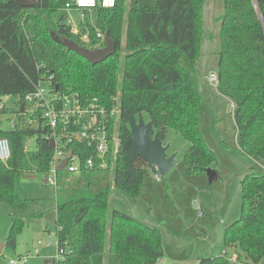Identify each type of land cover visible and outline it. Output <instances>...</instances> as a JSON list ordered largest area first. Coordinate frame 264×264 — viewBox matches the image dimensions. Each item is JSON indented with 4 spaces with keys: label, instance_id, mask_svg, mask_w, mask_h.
<instances>
[{
    "label": "trees",
    "instance_id": "trees-1",
    "mask_svg": "<svg viewBox=\"0 0 264 264\" xmlns=\"http://www.w3.org/2000/svg\"><path fill=\"white\" fill-rule=\"evenodd\" d=\"M66 1L35 0L33 7L22 8L17 0H0V97H14L18 105L14 127L0 129V138L9 141L11 150L10 158L0 161V204L11 222L5 247L14 248L25 224L50 212L44 199L19 188L24 175L48 177L50 172L54 149L43 138L49 129L39 112L29 115L32 124L24 122L30 108L24 98L50 78L60 94L119 107V119L112 125L120 144L113 167L82 169L63 179L55 173L53 235L57 248L66 250L56 264H157L163 254L160 232L112 209L110 190L136 199L150 174L132 152L128 119L136 121L139 114L153 123L162 143L172 130L189 144L182 161L195 175L215 162L199 120L204 100L196 63L203 40L204 0H116L112 8L84 11L79 35L71 33L64 16H58ZM223 12L216 91L233 105L239 151L264 166V0H223ZM50 32L88 49L104 47L96 34L107 32L116 51L92 66L53 42ZM84 33L89 35L88 44L79 39ZM27 139L35 143L25 151ZM69 147L81 162L93 157L83 142ZM240 193L239 217L224 228L222 245L226 253L231 250L234 262L259 264L264 259V171L246 174ZM231 262L221 254L200 258L197 264Z\"/></svg>",
    "mask_w": 264,
    "mask_h": 264
},
{
    "label": "rangeland",
    "instance_id": "rangeland-1",
    "mask_svg": "<svg viewBox=\"0 0 264 264\" xmlns=\"http://www.w3.org/2000/svg\"><path fill=\"white\" fill-rule=\"evenodd\" d=\"M223 13V0H204L203 40L196 63L204 100L199 112L200 128L208 148L215 155V162L206 169L215 171L219 178L209 183L207 177H198V174L187 169L180 158L189 144L174 131L167 130L166 139L175 151L172 154L178 157L172 169L162 178L152 173L146 176L136 199L114 188L110 190L112 209L154 226L160 232L163 254L157 264H197L199 257L219 255L223 250L225 226L239 217L240 181L249 172L250 163L235 143L236 128L231 102L207 82L208 76L217 71ZM59 15L64 16L65 23L79 27V31L81 13L78 10L61 11ZM92 16L91 13L89 19L94 23L95 17ZM42 86L47 88L49 82L43 81ZM3 109L6 110L0 112V129L6 130L16 121L17 99L11 96L0 97V111ZM26 115L24 122L27 123L30 114ZM143 119L147 122V116H143ZM26 142L27 150L34 147V139H27ZM58 172L61 179L72 175L65 170ZM112 174L113 171L110 172L111 179ZM45 178L40 173L24 175L19 181V188L32 198L44 199L47 208H54L56 188L49 180L45 183ZM194 203L197 207H194ZM198 210H201L203 216H196ZM10 224V218L0 204V249L8 236ZM203 232L205 235H202ZM53 234V226L44 219L25 224L16 235L15 247L2 248L0 264H9V261H17L21 257L27 258L26 264H56L61 256L58 255ZM48 238L50 245L45 246ZM38 241L43 244L37 245ZM35 248L38 254L34 253ZM227 253L231 254V250L227 249ZM259 264H264V259Z\"/></svg>",
    "mask_w": 264,
    "mask_h": 264
},
{
    "label": "built area",
    "instance_id": "built-area-1",
    "mask_svg": "<svg viewBox=\"0 0 264 264\" xmlns=\"http://www.w3.org/2000/svg\"><path fill=\"white\" fill-rule=\"evenodd\" d=\"M116 0H67L64 5V11L78 10L80 21L84 18V11H91L97 6L102 8H112ZM71 33L79 35L78 27L71 26ZM80 41L88 44L90 41L88 33L80 36ZM97 40H104V35L100 32L96 34ZM45 81L49 82L46 88L42 86L41 81L35 91L27 95L24 100L31 107L26 110V114L40 113V119L49 129L43 138L50 142L53 141L54 154L50 162V174L47 179L54 184L56 167L66 158L67 152L71 150V156L67 159L64 170L72 175H79L82 169L87 171L96 168L108 169L113 167L118 148L119 138L112 125L119 119V107L115 105L112 108H106L99 105L96 100L83 101L78 94H60L52 86L50 78ZM207 82L213 85L215 90L218 85L216 74L211 73ZM116 101V100H115ZM233 108V105H232ZM28 119L27 124H32ZM15 125L12 122L10 128ZM83 142L88 149L93 152V157L87 158L84 162L80 161L78 153H74L69 145L74 142ZM27 142H25V145ZM24 150L27 149L24 146ZM11 156L10 143L6 138H0V161L6 162ZM50 175H53L51 178ZM54 236V235H53ZM43 244L38 241L37 245ZM50 245L48 238L45 246ZM57 247V246H56ZM65 249H58V255L63 261ZM38 254V249H34ZM222 255H227L232 262L235 256L227 254L225 251ZM27 258L21 257L17 261H9V264H26Z\"/></svg>",
    "mask_w": 264,
    "mask_h": 264
},
{
    "label": "water",
    "instance_id": "water-1",
    "mask_svg": "<svg viewBox=\"0 0 264 264\" xmlns=\"http://www.w3.org/2000/svg\"><path fill=\"white\" fill-rule=\"evenodd\" d=\"M18 4L22 8H31L35 4V0H17ZM50 38L58 45L66 48L68 51H72L82 57L85 61L92 66L99 64L112 56L116 47L112 40L109 38L108 33L104 35V47L99 49H88L77 45L75 42L68 39H59L54 32H50ZM57 90V86H55ZM128 127L131 136L132 152L139 158H141L147 165L150 173L156 175L159 178L164 177L173 167L175 162V154L168 155L169 145L163 144L153 132V123L151 121L145 122L141 114L138 115L135 121L132 118L128 119ZM50 148H53V141L49 142ZM71 156V150L69 149L66 158L56 167V171H63L67 163V159ZM205 175L208 182L216 180L217 176L215 171L206 169ZM47 183V177L44 179ZM44 219L48 220L52 225L55 224V212H50L44 216ZM5 247V243L1 245ZM0 249V254L2 251Z\"/></svg>",
    "mask_w": 264,
    "mask_h": 264
},
{
    "label": "crops",
    "instance_id": "crops-1",
    "mask_svg": "<svg viewBox=\"0 0 264 264\" xmlns=\"http://www.w3.org/2000/svg\"><path fill=\"white\" fill-rule=\"evenodd\" d=\"M205 78V80H206V76L204 77ZM215 130V129H214ZM237 134H235V143H236V145H237V136H236ZM163 144L165 145V144H168L169 145V153H168V155H171L172 153H174L175 151H174V149H172V145H171V143L167 140V139H165V141L163 142ZM172 150H171V149ZM188 148V147H187ZM237 148H238V145H237ZM239 150V149H238ZM186 151V150H185ZM184 151V152H185ZM183 152V153H184ZM178 155V154H177ZM183 155V154H182ZM182 155H181V158H180V160H182ZM177 156L175 157V162H176V160H177ZM247 159L249 160V163H250V170H249V172L248 173H251V172H253V171H257V172H263L264 171V166L262 165V163L261 162H259V161H257V160H254V159H252V158H248L247 157ZM175 164V163H174ZM247 173V174H248ZM206 177V175H205V173H202V174H198V177H202V178H205ZM216 176H217V179L219 178V174H217L216 173ZM202 180V179H201ZM194 207H197V204H195L194 203ZM48 210L50 211V212H54L53 211V208H48ZM49 212V213H50ZM196 216L197 217H201V216H203V214H202V212H201V210H198L197 211V214H196ZM44 219V218H43ZM45 221H47L48 223H50L48 220H46V219H44ZM234 220H236V219H233L232 220V222L234 221ZM51 224V223H50ZM52 225V224H51ZM148 225V224H147ZM149 226H151V225H149ZM151 227H154V226H151ZM225 227H227V225L225 226ZM155 228V227H154ZM48 231V229L47 230H45V232H47ZM50 232V231H49ZM205 235V233L203 232L202 233V235ZM201 235V236H202ZM223 246V245H222ZM224 251V248H223V250H222V252ZM222 252L219 254V255H221L222 254ZM219 255H217V256H219ZM215 255H206V256H202V257H199V258H197L198 260L200 259V258H207V257H214Z\"/></svg>",
    "mask_w": 264,
    "mask_h": 264
}]
</instances>
